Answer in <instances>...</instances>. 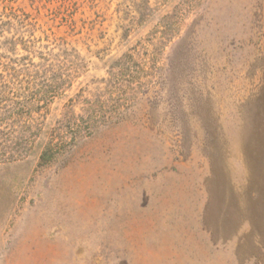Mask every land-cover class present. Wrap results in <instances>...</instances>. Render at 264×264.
I'll list each match as a JSON object with an SVG mask.
<instances>
[{"label": "rangeland", "instance_id": "1", "mask_svg": "<svg viewBox=\"0 0 264 264\" xmlns=\"http://www.w3.org/2000/svg\"><path fill=\"white\" fill-rule=\"evenodd\" d=\"M45 78L0 160V264H264V0H0L14 138Z\"/></svg>", "mask_w": 264, "mask_h": 264}, {"label": "trees", "instance_id": "2", "mask_svg": "<svg viewBox=\"0 0 264 264\" xmlns=\"http://www.w3.org/2000/svg\"><path fill=\"white\" fill-rule=\"evenodd\" d=\"M45 79L46 80H43L41 84L34 83V86L36 88H39L40 90V92H37L36 95L34 94L33 96V94H31L32 97L30 98H27V96L25 98L23 96H16V99H18L17 101H22L25 99L24 104L21 106L22 103H19L18 108L15 109L17 110V112L15 113L16 116H18L19 118L24 117V120L26 121L21 124L23 132L25 134L21 133V136H19V138H14L11 135V131L2 128L0 124V160L9 161L17 159V157L21 155V152L25 148V145H27L30 141V135L33 133L30 131L33 126L32 113H37L36 111H34V109H40V111L44 110L47 101L53 99L54 97L53 82L50 79ZM14 105L15 102L13 103V106ZM91 111L92 110L90 106L87 107L85 110L88 119L89 116L91 117ZM12 114H14V112H12ZM81 123L87 124V122L83 118H75L69 115L65 117L63 123H60L61 127L59 129H65L70 131L71 138H67L60 132H54L53 134H51L50 141L47 143L44 150L41 152L40 160L45 161L49 159L55 153H58L63 148L68 146L71 142H73L77 134L80 133V131L82 130ZM86 129H89V126ZM13 138L14 141L12 140Z\"/></svg>", "mask_w": 264, "mask_h": 264}]
</instances>
